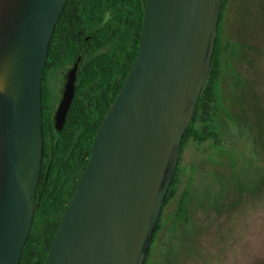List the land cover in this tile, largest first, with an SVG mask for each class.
Instances as JSON below:
<instances>
[{
	"label": "water",
	"instance_id": "obj_1",
	"mask_svg": "<svg viewBox=\"0 0 264 264\" xmlns=\"http://www.w3.org/2000/svg\"><path fill=\"white\" fill-rule=\"evenodd\" d=\"M68 0H0V264H19L43 152L42 83ZM222 0H146L128 78L102 121L45 264H145L209 76ZM81 57L56 118L72 106Z\"/></svg>",
	"mask_w": 264,
	"mask_h": 264
},
{
	"label": "rangeland",
	"instance_id": "obj_2",
	"mask_svg": "<svg viewBox=\"0 0 264 264\" xmlns=\"http://www.w3.org/2000/svg\"><path fill=\"white\" fill-rule=\"evenodd\" d=\"M223 14L222 142L181 149L178 192L163 206L149 264H264V0H229ZM71 68L52 79L56 101ZM187 187L189 217L176 220Z\"/></svg>",
	"mask_w": 264,
	"mask_h": 264
},
{
	"label": "trees",
	"instance_id": "obj_3",
	"mask_svg": "<svg viewBox=\"0 0 264 264\" xmlns=\"http://www.w3.org/2000/svg\"><path fill=\"white\" fill-rule=\"evenodd\" d=\"M146 0H68L56 25L42 83L44 152L33 226L19 264H45L64 211L88 165L96 133L125 84L142 39ZM222 0L209 76L185 130L182 149L197 143L222 142L217 121L222 103L225 53ZM81 57L76 92L63 124L56 118L54 76H64ZM61 99V98H60ZM182 167L177 166L164 207L177 195ZM189 188L179 196L176 220H187ZM159 224H157L156 231ZM155 231V234H156ZM154 234V237H155ZM150 252V251H149ZM145 264L148 263V259Z\"/></svg>",
	"mask_w": 264,
	"mask_h": 264
}]
</instances>
